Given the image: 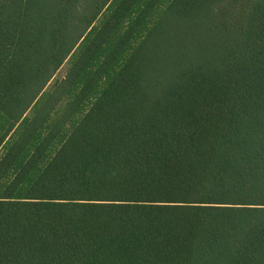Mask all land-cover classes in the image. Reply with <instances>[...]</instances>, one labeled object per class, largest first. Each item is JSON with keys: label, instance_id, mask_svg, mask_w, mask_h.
Returning a JSON list of instances; mask_svg holds the SVG:
<instances>
[{"label": "trees", "instance_id": "trees-1", "mask_svg": "<svg viewBox=\"0 0 264 264\" xmlns=\"http://www.w3.org/2000/svg\"><path fill=\"white\" fill-rule=\"evenodd\" d=\"M0 264H264V0H0Z\"/></svg>", "mask_w": 264, "mask_h": 264}, {"label": "rangeland", "instance_id": "rangeland-1", "mask_svg": "<svg viewBox=\"0 0 264 264\" xmlns=\"http://www.w3.org/2000/svg\"><path fill=\"white\" fill-rule=\"evenodd\" d=\"M165 7V4L164 5H162V7L161 8H164ZM162 9H156V14H159L160 12L159 11H161ZM149 17V16H148ZM99 22H100V19H96L95 20V22H94V26H97L98 24H99ZM137 28H139V27H137ZM142 28V27H141ZM136 29V31H135V33H134V36L137 34V30H139L138 31V36H139V32L141 33V32H143V29ZM137 38H141V37H137ZM71 55H73V53H71ZM70 55V56H71ZM68 57L65 61H63V63L60 65V67L56 70V72L53 74V76H52V78L50 79V81L47 83V86H46V88H45V92L54 84V82H56V81H60L64 76H65V74H66V72H67V70H68V68H69V65H70V63H71V57ZM27 114V116L29 115V113L27 112L26 113ZM18 127L19 126H17V124H16V126L13 128V130L11 131V133H13V134H15L17 131H18ZM10 133V134H11ZM10 134H9V136H10ZM9 136L8 137H6V139H5V141L6 140H8V139H10L9 138Z\"/></svg>", "mask_w": 264, "mask_h": 264}]
</instances>
